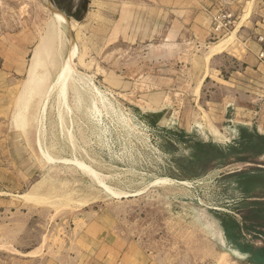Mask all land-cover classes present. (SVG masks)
I'll return each instance as SVG.
<instances>
[{
  "label": "rangeland",
  "instance_id": "374dc122",
  "mask_svg": "<svg viewBox=\"0 0 264 264\" xmlns=\"http://www.w3.org/2000/svg\"><path fill=\"white\" fill-rule=\"evenodd\" d=\"M54 13L0 0V264H248L218 218L240 219L224 177L264 158L178 180L142 116L224 146L264 135V0H90L37 69L51 87L73 45L62 103L25 91Z\"/></svg>",
  "mask_w": 264,
  "mask_h": 264
},
{
  "label": "trees",
  "instance_id": "16d2710c",
  "mask_svg": "<svg viewBox=\"0 0 264 264\" xmlns=\"http://www.w3.org/2000/svg\"><path fill=\"white\" fill-rule=\"evenodd\" d=\"M54 5L68 18L82 22L88 12L90 0H53ZM162 113L142 116L145 124L158 131L159 149L172 160L181 181H194L214 169L234 164H256L264 158V135L256 129L239 127L238 137L228 145L204 141L194 133L180 129H160ZM235 185L240 201L236 214L224 213L219 220L226 241L232 249L247 257L248 264H264V169L255 168L235 172L224 177ZM234 211V212H235Z\"/></svg>",
  "mask_w": 264,
  "mask_h": 264
},
{
  "label": "bare ground",
  "instance_id": "6f19581e",
  "mask_svg": "<svg viewBox=\"0 0 264 264\" xmlns=\"http://www.w3.org/2000/svg\"><path fill=\"white\" fill-rule=\"evenodd\" d=\"M44 1L49 5L48 0H44ZM67 24H68V21L62 13L60 12L54 13V23L53 25H51V28L48 32L49 33L48 36L41 43V45L38 46L39 48H37V50L35 51L33 55L32 65L29 71L28 82L25 85V89H26L25 91L31 88L32 85H34L38 89H42L43 95L47 102L49 98L51 97V95L53 94V92L55 91H57L60 102L61 103L64 102L66 100L65 96H66V91L68 90L69 83L75 80L76 72L71 64V61L73 57L75 56V49L72 44H70L69 55L67 59L65 60L63 66L59 70L56 80L52 83L51 87H47V83L49 79L47 77V74H45L46 72L44 73L43 76H40L37 74V69L40 66V64L43 62L44 56L45 55L50 56V52L56 43L59 42L61 46L63 45L62 41H63V36L65 35L64 30H65V25ZM46 106L47 104L44 107L42 117H44ZM16 119L20 120V117L19 118L17 117ZM71 163H75L91 179L105 186L104 182L102 181V176L99 173L92 170L90 167L86 166L84 163L80 162L79 160L71 161ZM106 189H108L109 192L115 194L107 186H106ZM25 198L34 200V198H30L27 196H25Z\"/></svg>",
  "mask_w": 264,
  "mask_h": 264
},
{
  "label": "water",
  "instance_id": "95a60500",
  "mask_svg": "<svg viewBox=\"0 0 264 264\" xmlns=\"http://www.w3.org/2000/svg\"><path fill=\"white\" fill-rule=\"evenodd\" d=\"M49 8L53 11V12H60L58 9H56L55 7H53V5H51L50 3H49ZM61 13V12H60ZM63 14V13H62ZM65 17H66V19L68 20V17L65 15V14H63Z\"/></svg>",
  "mask_w": 264,
  "mask_h": 264
},
{
  "label": "crops",
  "instance_id": "0c3cea01",
  "mask_svg": "<svg viewBox=\"0 0 264 264\" xmlns=\"http://www.w3.org/2000/svg\"><path fill=\"white\" fill-rule=\"evenodd\" d=\"M131 264H142L140 261H133V263H131Z\"/></svg>",
  "mask_w": 264,
  "mask_h": 264
},
{
  "label": "built area",
  "instance_id": "2783aa9c",
  "mask_svg": "<svg viewBox=\"0 0 264 264\" xmlns=\"http://www.w3.org/2000/svg\"><path fill=\"white\" fill-rule=\"evenodd\" d=\"M264 55L262 54L261 57H263Z\"/></svg>",
  "mask_w": 264,
  "mask_h": 264
}]
</instances>
